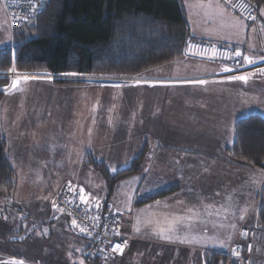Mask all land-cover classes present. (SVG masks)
<instances>
[{"label": "crops", "instance_id": "0c3cea01", "mask_svg": "<svg viewBox=\"0 0 264 264\" xmlns=\"http://www.w3.org/2000/svg\"><path fill=\"white\" fill-rule=\"evenodd\" d=\"M182 3L187 12L190 33L194 39L225 44L236 49V44L243 42L242 38H251L256 34L260 38V29L263 26L261 8L264 9V7L257 9V21L249 23L221 0H182ZM233 25L238 26L234 27ZM0 41H4V43H0V47L14 42L11 17L1 0ZM247 49L245 48L244 52L240 51V53L242 52L241 58L249 56L255 60L264 56V54L252 55L251 49L249 47ZM236 51L238 50L236 49ZM225 67L227 66L223 64L187 57H180L154 67L150 71L158 72L156 73L157 82L150 84L159 87H170L171 85L177 87L172 88L174 94L168 92L169 94L165 95L163 100L157 102V108L163 104L166 107H174L176 116L172 118L168 126H164V123L159 119L156 120L155 105L153 103L149 105L147 101H144V104L141 105V113L139 112V121H135V112L125 111L122 114L123 118L121 115L115 118L111 117L114 119V129L104 127L101 124L102 110L99 105L96 118L89 117L91 121L88 125H84V128L93 127V131L82 136V142L79 145L73 141L77 140L73 138V135L60 132L61 135L66 136L62 137L67 140L66 147L63 148H57L54 144L52 147L47 146L48 143L44 140L53 137V132H56L53 130L51 122L47 121L50 118L41 117L39 126L32 125V101H15L11 100L13 98H9L25 91V82L18 84L15 88L5 87V90L3 87L0 88L4 91V98L0 103V130L5 141L6 155L14 170V185L11 191L0 190V264H18L20 261H23V264H81V261L83 264H87L92 239L89 235L77 232L68 218L57 216L52 207L56 194L67 181L80 185L99 203H107L108 206L122 214V233L131 237L130 244L123 256L109 264H205L208 251L226 250L234 239L239 226L244 224L245 219L248 218L257 194L251 201V208L242 211L241 216L244 218L238 217L239 223H237L234 233H229L231 239L225 235L220 238L216 237V239L211 238L209 242H201L194 238L181 239L180 237L223 233V223L213 227L212 223H197L195 220L198 218V214L205 220H212L214 213L217 218L223 219L225 212L226 219L229 217L227 206L225 212L222 207L215 210L214 204L221 203L225 196L218 192L215 193L214 187L220 186L222 189L224 184L228 186L229 176H232L231 171H236L239 167L246 168L233 161L226 150L234 142L236 121L246 114L255 113L249 111L252 106L250 105L249 95L252 94L250 89L255 84L259 86V81L264 79V72L241 74L248 76L247 82H244L230 80L229 77L233 75L225 74L226 71L223 70ZM173 73L179 74L180 77H178L179 75L177 78L172 77ZM47 74L52 73L47 72ZM69 74H54L53 77ZM193 80H204L207 83L189 82ZM186 92L190 96H187ZM7 99L9 100L7 101ZM4 102L6 104L1 106ZM7 103L16 109L12 111V116L3 114H7L5 111L8 107ZM148 112L152 114L153 118L148 119ZM166 116H168L167 113ZM185 116L192 119L188 120ZM83 117L85 118V116ZM104 122H106L105 119ZM129 122L135 123L129 124ZM154 122L160 124V127L153 126ZM187 123L190 125L188 128H186ZM172 125L177 126L179 130L176 131L173 128L174 131H170ZM134 131L136 134L130 135ZM109 132L117 133L114 136L118 138L142 139L146 143L151 141L157 147L154 151H151L150 148L147 149L141 171L120 181L115 186L110 199L107 200L105 181L88 162L89 155L93 159L103 162L109 171L115 172L126 168L133 160L134 155L139 153L125 149L117 151L112 149V146L102 152L100 150L101 142L105 138H111L112 135L105 134ZM36 136H39V139ZM70 144L74 148H68ZM106 145L110 146L111 142H106ZM196 155H203L205 160L208 159L209 167L201 164L200 179L190 183H193V188L202 187V193L211 192V196L181 191L183 173L191 171L193 177H196L194 171L198 170L199 162L198 159H195ZM191 160L193 163L186 165V162ZM46 170L71 171L73 175L71 174L72 178H70L68 173L64 174V177L50 185L48 193H46L44 185L43 189L41 185L40 189L44 190V196L36 190V176L32 178V175ZM82 171L89 173L86 174L87 176L82 175L79 173ZM21 172H28L29 176L22 182L20 181L23 178ZM95 172L102 178L103 186H99V184L95 186L96 184L93 185L94 181L91 182L90 178H93L92 175ZM150 175L163 181L161 187L156 191L149 190V187L153 185V182H149ZM135 176H139V179H134ZM168 176H172V179H169ZM137 184H139L140 189L137 188L139 191L135 190V193H129L128 190L134 189L133 187ZM218 191L220 192V190ZM199 203L202 205L200 206ZM43 209L48 210L53 220L67 225L71 231L84 239L81 245L83 258L80 257L78 261H74L67 251H63L64 249L57 248L55 250L53 248L55 247L52 242L53 237H46L39 233L37 225L41 226V224L38 221L32 222V214L36 216V210L41 212ZM139 225L144 228V234L149 232L157 237L140 235L136 230L140 229ZM165 236L171 237V239H165ZM57 240L58 243H63L62 247L67 244V241L71 242L64 237H57ZM182 240L192 242H181ZM221 240L225 242V247H219Z\"/></svg>", "mask_w": 264, "mask_h": 264}, {"label": "trees", "instance_id": "16d2710c", "mask_svg": "<svg viewBox=\"0 0 264 264\" xmlns=\"http://www.w3.org/2000/svg\"><path fill=\"white\" fill-rule=\"evenodd\" d=\"M249 1L257 9L264 7V0ZM191 39L182 0H49L38 17L14 29L12 44L0 47V72L16 68L52 74L139 75L182 57ZM8 83L9 79L0 75V88ZM3 98L0 89V103ZM234 130V142L226 150L229 157L244 167L263 170L264 116H243ZM146 151L143 149L126 168L115 172L89 155L88 162L105 181L107 200L120 181L141 171ZM13 181L14 170L0 130V190L10 192ZM258 223L264 227V196ZM224 260L222 251H208L205 264Z\"/></svg>", "mask_w": 264, "mask_h": 264}, {"label": "rangeland", "instance_id": "374dc122", "mask_svg": "<svg viewBox=\"0 0 264 264\" xmlns=\"http://www.w3.org/2000/svg\"><path fill=\"white\" fill-rule=\"evenodd\" d=\"M262 24L263 26L260 29V38L258 34H256L254 37L251 36L248 38H242L243 42H240L236 44V49L238 51L248 50L249 47L253 53L252 55L258 56L264 54V9H262ZM256 33V31H255ZM233 45V44H232ZM235 48V47H233ZM241 52V53H242ZM13 69V68H12ZM16 73H22V76L15 77L21 78L20 83L22 84L25 82V91H23L20 95L9 97L13 98L11 100H24L27 102L32 101V125L33 126H39V123L41 121V117L50 118L47 121L51 122V126L53 127V130H56V132H53V137L44 139L46 141L47 146H53L56 145L57 148H63L66 147V139L63 137H66L64 134L69 133L73 135V138H76L77 140H73L77 145L80 144L81 137L84 135L89 134L93 131V127L91 128H84V125H88L89 117H95L96 118V111L99 109V105H101V124L104 127H112L114 129L115 123L114 119L116 116H122L125 113V111L129 112H135L136 114V120L139 121V115L141 111V105L144 104V101H147L148 104H154L155 105V118L156 120L159 119L161 122L164 123V126H168L169 123H171L172 118L176 116V113H174V107H166L164 104L161 106H158L157 108V102L158 100H163L165 95H168L169 93L174 94V90L172 88H177L174 85H171L170 87L164 86L159 87L158 85H152L150 83H156L157 77H156V70L150 71L151 69H148L147 71L139 74V75H129V74H109V73H100V74H91V75H60V77H53L52 74H47L45 71H19L16 68ZM2 74L8 73V72H0ZM39 74V75H37ZM179 74L173 73L172 77L177 78ZM52 76V77H51ZM5 78H8L9 81L11 80V77L4 76ZM27 77V80H24L23 78ZM50 77V78H49ZM180 77V75L178 76ZM13 78V77H12ZM14 79V78H13ZM146 79H152V80H146ZM264 81V79H262ZM139 81V83H137ZM147 81H153L148 82ZM259 81V86L256 84L250 89L251 93L250 96V105L251 106V112L260 113L264 116V82ZM120 84L119 87L114 86L115 84ZM7 88H12V85L10 86L9 83L5 86ZM8 90V89H7ZM10 91V90H9ZM169 92V93H168ZM183 95V92L181 93ZM187 96H190L189 93H187ZM189 98V97H188ZM9 99H7L8 101ZM6 101V102H7ZM6 104L5 102L2 103L1 106ZM8 104V107H6L7 114L3 113L4 115H10L12 116V111L16 110L15 108H12V106ZM30 104V103H29ZM110 111V112H109ZM95 112V113H94ZM140 112V113H139ZM145 113V111H144ZM166 113L168 116H166ZM247 115V114H246ZM85 116V118L83 117ZM106 118H105V117ZM133 117V115H131ZM134 118V117H133ZM153 118L152 114L148 112V119ZM186 119H190L191 117L185 116ZM104 119L106 122H104ZM192 119V118H191ZM193 119H196L193 117ZM116 120V119H115ZM130 120V119H129ZM134 121V120H132ZM193 121V120H192ZM135 122H129V124H133ZM192 123V122H191ZM153 126L160 127V124L154 122L152 123ZM189 123L186 124V128H188ZM190 126V125H189ZM176 131L179 130V128L175 125H172L170 127V131ZM60 132H64L63 135H61ZM59 134V135H57ZM110 136L111 138H105L100 145V150L104 152L105 149H109L108 147L112 146V149H116L117 151H120L122 149H125L127 151L132 152H139L138 155L141 153L143 149H151V151L156 150L157 145L151 143L149 141L146 143V141L142 139H136V138H121L114 135H117V133L109 132L105 133ZM136 131L131 133L130 135H135ZM63 136V137H62ZM39 137V136H38ZM36 136V138H38ZM39 139V138H38ZM106 142H111V145H106ZM74 148L71 144L68 148ZM137 156V154L134 155V157ZM195 159H198V170L194 171V174L196 177H193L191 171L187 173L182 174V180H181V191L183 193H191L194 192L196 195H208L211 196V192H203L202 187L193 188L192 185L196 180H199L201 176H199V173L201 172V164H203L205 167H209L208 159L205 160L203 155H196ZM193 161L186 162L187 164H192ZM193 166V165H192ZM211 167V166H210ZM238 170L231 171V175L229 176L228 180V186L223 185L222 189L220 186L214 187V192H218V194H222L225 196V199L221 203H215L214 208L219 209L222 207L223 211L225 212V208L227 206V212L229 217L226 219V212L223 215V219L221 217H216L214 213V217L212 220H205L202 217H199L195 220L197 223L202 222H209L212 223L213 227H215L217 224L223 223V233L220 235H184L180 236L181 239H188V238H194L198 239L201 242H209L211 238L216 237H224L225 235L230 236L229 233H234L235 228L237 226V223H239V216H241L242 211L247 210L249 207L251 208V201L253 200L254 196L257 194V190L260 184L261 176L263 175V170L261 168H255V167H246V168H237ZM209 172V171H206ZM68 173L70 175L73 172H65V171H53V170H46L42 172H36L34 175H32V178L36 176L35 179V186L36 190L39 192L40 195H44L43 193V185L46 189V193L49 192L50 185L53 184L58 179L64 177L63 175ZM82 175H86L89 172L82 171L79 172ZM22 179L20 181H25L29 178L28 172H21ZM67 175V174H66ZM73 175V174H72ZM87 176V175H86ZM149 182H153V185L149 187V190L156 191L158 188L161 187V183L163 181L158 180V178L153 177L150 175ZM199 176V177H198ZM92 179L90 178L91 182L94 181L95 186L99 184V186H103L104 182L102 178L95 172V174L92 175ZM169 179H172V176H168ZM209 177V176H208ZM133 179V177H132ZM131 179V180H132ZM134 179H139V176H135ZM152 179V180H151ZM133 181V180H132ZM160 183V184H157ZM42 185V189L41 188ZM139 184L135 185L134 189H129V193H135L136 191H139ZM169 186V185H168ZM139 188V189H137ZM220 188V189H219ZM22 189H24L22 187ZM42 190V191H41ZM220 190V192L218 191ZM127 197L129 198V194L127 193ZM126 198V199H128ZM201 201V199H200ZM200 206L202 205L199 203ZM250 210V209H249ZM36 216L32 214V222L35 223L38 221V223L41 224L37 230L39 233L46 235V237H53L52 242H54L55 250L58 248H62V250L65 252L67 251L72 256L74 261H78L80 257L83 258L82 252H81V245L83 243V238L81 236H78L76 233L71 231V229L67 225H62L60 221H55L51 218V215L49 214L47 209H43L41 212L39 210H36L35 212ZM220 216V215H218ZM237 216V217H236ZM257 212L256 208H251L249 211L248 218L245 219L244 223L246 226H251L255 224L257 218ZM236 217V218H235ZM238 218V219H237ZM228 220V221H226ZM179 223L181 221L179 220ZM232 225H235L233 228ZM217 227V226H216ZM139 231H137L140 235H147V237L155 238L156 235H152L149 232L147 234L143 233V227L139 225ZM67 231H65V230ZM148 231V230H146ZM80 234V233H78ZM64 237L66 240H71L69 243L67 241V244H64L62 247V242H57V237ZM176 237V236H175ZM179 237V236H177ZM74 238V240H72ZM178 239V238H177ZM72 241H74L72 243ZM219 247H225V246H219ZM259 252V251H258ZM255 253V252H254ZM259 253H255L253 256L254 263L257 264H264V256L258 255ZM115 260L110 261L109 263L113 262ZM108 263V264H109ZM255 263V264H256Z\"/></svg>", "mask_w": 264, "mask_h": 264}, {"label": "built area", "instance_id": "2783aa9c", "mask_svg": "<svg viewBox=\"0 0 264 264\" xmlns=\"http://www.w3.org/2000/svg\"><path fill=\"white\" fill-rule=\"evenodd\" d=\"M1 1L9 11L11 25L14 29L22 28L27 23L33 21L49 3V0ZM221 1L228 5L243 20L249 23L257 21V7L249 0ZM33 6H35L34 12L32 11ZM249 16L254 17V19H249ZM21 17H27V19H21ZM213 52H215L214 56ZM236 52V49L232 46L200 39H191L184 46L182 57L223 64L233 70L225 72L227 75L264 72V59L258 58L254 60V63L248 64L241 56H236ZM7 72L4 74L0 73V75L11 77L9 81L10 86L16 80L15 77L22 76V73H13L11 70ZM52 75L55 76L54 74ZM3 89L5 90V87ZM69 183L71 184V189L69 188ZM81 188L80 185L72 181H67L62 185L54 198V202L58 206L54 208L56 215L68 218L71 224L72 220L75 219L77 224L86 228L91 233L89 236L92 239V245L88 251L87 264H95L97 261L110 262L123 256L130 244L131 237L122 233V214L115 208L99 203L84 188L83 195L86 197L87 203L81 201L79 198V189ZM263 196L264 168L261 184L252 204V208H256L257 215ZM60 208L63 209L62 212L59 210ZM73 227L77 232L88 235L86 232H81L78 227L74 225ZM117 230L119 235L116 234ZM125 241H127L126 245L124 244ZM117 243L124 245L122 254L119 252L114 253L111 250L112 246ZM233 250L238 251L239 255H235ZM254 252L259 253L258 255L260 256H264V227L258 223V219L251 226H246L245 223L239 226L230 246L222 251L226 256V260L220 264H254Z\"/></svg>", "mask_w": 264, "mask_h": 264}, {"label": "snow or ice", "instance_id": "6c2138e0", "mask_svg": "<svg viewBox=\"0 0 264 264\" xmlns=\"http://www.w3.org/2000/svg\"><path fill=\"white\" fill-rule=\"evenodd\" d=\"M32 11H33V12L35 11V6L32 7ZM21 19H27V17H21ZM249 19H254V17L249 16ZM233 26L236 27V26H238V25H233ZM0 43H4V41H0ZM214 55H215V52H213V56H214ZM236 56H241L240 51H237V52H236ZM243 59H244L248 64H252V63L255 62V61H254L251 57H249V56H244ZM261 59H264V57H261ZM223 70L226 71V72H231V71H233L232 69L227 68V67H225ZM12 71H15V69L13 68ZM69 75H73V76H75V75H77V74H76V73H70ZM20 79H21V78H17L16 80H14V81L12 82V87H13V88H15V87L20 83ZM23 79H24V80H27L28 78L25 77V78H23ZM229 79H230V80H240V81L247 82V80H248V76H246V75H233V76H230ZM189 82H191V83H199V84H205V83H207V82L204 81V80H193V81H189ZM137 83H139V81H137ZM114 86L119 87L120 84L117 83V84H115ZM113 171H115V169H113ZM69 188L71 189V184H70V183H69ZM83 191H84L83 188L79 189V193H80V197H79V198H80L81 201L87 203L86 197L83 195ZM97 206H99V205L97 204ZM52 207H53V208H57L58 206H57V204H56L55 202H53ZM59 210H60L61 212L63 211L62 208H60ZM245 211H246V210H245ZM243 218H244V217L241 216V219H243ZM5 219H7V218L5 217ZM72 224H73L74 226L78 227L79 230H80L81 232H86L88 235H91V233L88 232V230H87L86 228L81 227L79 224H77V221H76L75 219L72 220ZM232 227L234 228L235 225H232ZM136 230L139 231V229H136ZM116 234L119 235L118 230L116 231ZM245 234H246V233H245ZM164 238H165V239H171V237H167V236H165ZM228 239H231V236H229ZM181 242H192V241L182 240ZM197 242H198V241H197ZM126 243H127V241L124 242L125 245H126ZM224 243H225V242H224L223 240L220 241L221 246H224ZM123 249H124V245H122V244H120V243H117V244L113 245L112 248H111V250H112L114 253L119 252V253H121V254L123 253ZM233 251H234V254H235V255H237V256L239 255V252H238V251H235V250H233ZM18 264H23V261L18 262ZM81 264H83V261H81Z\"/></svg>", "mask_w": 264, "mask_h": 264}]
</instances>
